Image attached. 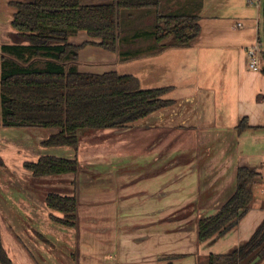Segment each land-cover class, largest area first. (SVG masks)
<instances>
[{"label": "crops", "instance_id": "0c3cea01", "mask_svg": "<svg viewBox=\"0 0 264 264\" xmlns=\"http://www.w3.org/2000/svg\"><path fill=\"white\" fill-rule=\"evenodd\" d=\"M10 1L24 0H0V35L4 14L9 39L15 37V32L18 34L11 26L14 9L10 8ZM197 8L200 33L189 46L161 48L150 37L143 36L144 32H150L155 13L148 9L123 11L118 48L116 51L103 49L109 57L110 71L134 76L141 89L168 88L163 98L172 100L170 105L130 125L105 128L112 132L101 135L104 139L101 156L84 147V188L79 198L86 206L83 211L77 210V214L85 219L86 230L95 221L99 222L97 226L111 230L125 225L138 226L129 238L136 244L134 250L142 253L135 254L137 259L131 264L182 261L195 264L198 245L218 248V251H208L204 257L230 252L246 242L262 222L254 229L255 217L259 220L264 214L260 209L264 206V182L260 179L253 187L250 206L255 204L260 215L256 210H249L223 235L204 242L197 239L198 214L210 212L211 215L227 200L234 191L239 166L254 167L264 178V65L252 70L246 54L247 48L258 44L264 59L259 34L264 0H162L161 6L167 13ZM133 18L139 24L133 26ZM79 33L69 37L72 41L69 42L98 41L83 32L86 38L78 42L75 38ZM11 42L0 41V45ZM242 119L246 127L239 133L237 127ZM38 128L0 126V169L8 166L10 174L9 187L3 190L15 203V208L11 205L4 208L3 212L8 210V215L6 224L0 223V239L13 264L34 262L33 247L41 241L49 244L55 241L50 233L38 232L34 223L55 222L61 228L53 232L60 235L71 227L52 219L51 216L61 218L64 213L46 205L45 197L50 192L45 194L43 190L53 184L51 176L64 174L34 176L23 165L43 155L60 157L64 151L36 150L39 146L71 147L44 146L42 141L47 137L39 134L37 147H33L28 132ZM17 129L23 131L19 143L16 134H12ZM55 132L48 131L49 136ZM79 148L80 142L74 149ZM68 177L72 182L73 176ZM25 180L31 187L23 185ZM1 183L0 179V187ZM18 186L25 188L23 192ZM13 190L20 195L17 202ZM77 202L79 206L78 198ZM249 218L252 220L248 221ZM29 222L33 224L28 226ZM63 240L71 243L72 237L67 234ZM101 240L107 245L101 247L99 264H123L121 252L115 246L121 241L120 236L116 241L111 235ZM97 251L94 246L93 253ZM86 254L93 256L91 250H86L83 257Z\"/></svg>", "mask_w": 264, "mask_h": 264}, {"label": "trees", "instance_id": "16d2710c", "mask_svg": "<svg viewBox=\"0 0 264 264\" xmlns=\"http://www.w3.org/2000/svg\"><path fill=\"white\" fill-rule=\"evenodd\" d=\"M9 4L14 9L11 26L26 43L0 45V126L56 128L55 133L42 141L44 146L68 145L76 149L84 130L125 127L172 103L163 98L168 88L141 89L132 75L78 69V53L85 45L116 51L123 11L153 9L151 30L142 35L161 48L189 46L200 33L199 8L167 13L161 10L162 0H113L101 4L24 0ZM81 31L98 41L70 43L69 37ZM245 127L242 119L238 132ZM23 165L34 176L76 174L79 169L75 158L51 155ZM260 179L261 173L256 168L238 167L232 194L215 213L197 219L199 242L221 236L239 223L251 206L253 187ZM45 202L49 208L66 215L51 216L52 219L75 226L78 207L75 195L50 192ZM256 256L264 259V219L246 242L227 253L208 254L203 264H249ZM0 264H13L1 239Z\"/></svg>", "mask_w": 264, "mask_h": 264}, {"label": "rangeland", "instance_id": "374dc122", "mask_svg": "<svg viewBox=\"0 0 264 264\" xmlns=\"http://www.w3.org/2000/svg\"><path fill=\"white\" fill-rule=\"evenodd\" d=\"M102 1L107 2L109 0H81L83 4L98 3ZM10 8L12 9L13 7H10ZM5 19H6V16L2 14L1 20L3 21V24L1 28L2 30H1V35H0V41H3V42L12 41L13 43H26V40H24L16 32L14 35L15 37L10 38V39L8 38L7 36L8 35L7 33L8 22H6ZM133 22L135 23V24L132 23L133 26L139 24L138 20L135 18H133ZM122 27L123 25L121 26V29H123ZM259 34H260L261 43H262L261 50L264 53V16L261 17V21L259 23ZM82 38L85 39L86 36L83 32H80L79 35L75 39L79 42L81 41ZM69 41L72 42L71 38L69 39ZM103 52L104 51L101 47H99L98 45H94V44L88 45L82 48L79 52V57H78L79 62L80 61L81 62L79 63L77 61L78 69L80 71L90 72V73H103V72L110 71L109 62H108L109 57L106 55V53L104 54ZM259 65L260 66L264 65V59L261 58V56H259ZM50 130L54 132L57 131L56 128H51V127H47V128L39 127L37 131H29L28 133L31 136V142L33 144V147H37L35 143H36V139H38V134L40 136L43 135L42 138H46L49 136L50 133H48V131ZM103 130H108V131H103ZM106 132H112V129L82 131L79 135V142L81 144V148H79L77 151H75V149L72 147H65V146L52 147V148L39 146L38 148H35L36 150L44 149V151L49 150V151H54V152L56 150H59V151L64 150L60 152L59 154L60 158H66V159L75 158L79 164V169L76 174H73V175L64 174V175L53 176V177L51 176L50 180H52L53 184L46 185L43 188L44 193L47 194L48 192H56V193L66 194V195H75L76 198H78L79 200V206L77 210L83 211V207L86 206V203L84 202V200H82V198L80 199L79 196H80V191H82L84 188L83 171L85 170L84 167H86L85 162H84L85 161L84 147L86 145L90 153H93V154L99 153V156H101V142L104 140L103 136L101 135L105 134ZM14 133L16 134L17 137L15 138L19 143L20 136L22 135L23 131H21V129H17L12 134ZM89 141L92 142L90 144V148H89ZM92 145L94 148H92ZM55 157H58V156H55ZM68 176H73L72 182H70V177ZM9 177H10V174L8 173V166L5 167V169H0V179L2 180L1 187H0V223H2V225L6 224L4 220H5V217L8 215V210L6 212H3L4 208L7 209L8 207L6 206L8 205L9 206L11 205L12 208H15V203L9 199L8 193L5 194L3 190L4 188L9 187L8 186ZM23 185L27 187H31V184L27 182L26 180L24 181ZM18 187H20V191L23 192L22 190L23 187L22 186H18ZM13 197L16 202L20 200V195L15 193L14 190H13ZM1 209H2V212H1ZM260 209L264 210V206ZM260 209H255V204L251 208H249V210L251 211L256 210L255 212H258V210ZM209 213L210 212L199 213L198 217L209 215ZM65 216L66 215H62L61 218H65ZM263 218H264V214L261 216V218H259V220H258V216L255 217L254 219L255 222L254 221L252 222L254 225V229L257 227L260 221L263 220ZM251 220L252 218L248 219V221H251ZM32 224L33 223L29 222L27 225L31 226ZM84 224H85V219L81 217L80 214H77V220H76L75 226L69 227L65 231L66 233L63 232L62 229H60L62 231V235H60L59 232H53V229L61 228L59 227L61 225L55 222H50L46 224L42 222L36 223V224L34 223L33 225L35 229H37L38 232L42 234H44L45 232L50 233L51 237L54 236L55 241L52 244L41 241L40 244H37L36 246L33 247L35 254H36L35 261L34 262L26 261V262H23L22 264H99L97 257L101 258V255H102L101 247L107 245L104 241L101 240V238L106 237L108 235H111V239L113 241H116L120 236L121 241L115 246L121 252V257H120L121 263L131 264L132 261L137 259V257L134 255L135 254L140 255L142 253L141 250L138 252L134 250V247L137 248L136 244L129 238V236L131 235L130 232H133V230L136 229L138 226L135 227L133 225L131 227H128L127 225H125V226H120L119 228L111 230V229H103L101 228V226H97L99 222L95 221V222H92V225L89 227V229L86 230L84 228L85 227ZM107 233L109 234L106 235ZM67 234H69L72 237L71 243H69L66 240H63V238ZM210 242L211 241H209V243ZM94 246L98 248V251L96 254L93 253ZM217 249L218 248L216 246L209 245V244H206V245L204 244L203 246L198 245L196 251L198 253L202 252L203 254L195 253L196 255H198V258H196L195 264H203V261L206 258V256L204 257V255L208 251H218ZM86 250H91L93 256L87 257L88 254H86V257H83V254L85 253ZM203 250L205 252H203ZM188 262L190 261H187V263L186 261H182L181 263H177V264H188ZM256 264H264V259L259 260Z\"/></svg>", "mask_w": 264, "mask_h": 264}, {"label": "built area", "instance_id": "2783aa9c", "mask_svg": "<svg viewBox=\"0 0 264 264\" xmlns=\"http://www.w3.org/2000/svg\"><path fill=\"white\" fill-rule=\"evenodd\" d=\"M237 25L239 26V25H241V23L238 22ZM259 51H260V49H259L258 44L252 45L251 47L247 48V50H246V54H247V58H248V66L252 70H259L260 69V65H259L260 52ZM261 181L264 182V178H261Z\"/></svg>", "mask_w": 264, "mask_h": 264}, {"label": "water", "instance_id": "95a60500", "mask_svg": "<svg viewBox=\"0 0 264 264\" xmlns=\"http://www.w3.org/2000/svg\"><path fill=\"white\" fill-rule=\"evenodd\" d=\"M260 260L259 256H256L249 264H256Z\"/></svg>", "mask_w": 264, "mask_h": 264}]
</instances>
